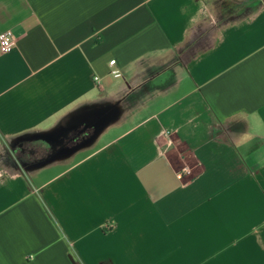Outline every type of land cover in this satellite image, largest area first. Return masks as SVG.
Masks as SVG:
<instances>
[{
  "label": "crops",
  "instance_id": "1",
  "mask_svg": "<svg viewBox=\"0 0 264 264\" xmlns=\"http://www.w3.org/2000/svg\"><path fill=\"white\" fill-rule=\"evenodd\" d=\"M5 31L0 264H264V0H0Z\"/></svg>",
  "mask_w": 264,
  "mask_h": 264
},
{
  "label": "flooded vegetation",
  "instance_id": "2",
  "mask_svg": "<svg viewBox=\"0 0 264 264\" xmlns=\"http://www.w3.org/2000/svg\"><path fill=\"white\" fill-rule=\"evenodd\" d=\"M96 126V124H92L91 126H89V128H86L84 130H92L94 127ZM86 131H84L83 133L79 132L77 134H75L72 137H64L62 138L61 142H56L54 144H50V147H55V148H65L67 145H70L73 141L75 140H79V139H83L87 136V134H85ZM18 149H19V156H24L28 159L30 157H37L38 155L42 154V151L37 148L34 147L32 145L30 146H25L24 144H19L17 145Z\"/></svg>",
  "mask_w": 264,
  "mask_h": 264
},
{
  "label": "rangeland",
  "instance_id": "3",
  "mask_svg": "<svg viewBox=\"0 0 264 264\" xmlns=\"http://www.w3.org/2000/svg\"><path fill=\"white\" fill-rule=\"evenodd\" d=\"M221 15H218V19H225L224 18V14L225 12L220 13ZM211 29H214V27H212V25H210ZM211 29L208 30H204L203 32H201V34H199V36H201V41L197 42V44H203L206 41V34L210 33ZM82 140H75L71 145H69V147L75 146L77 144H79ZM38 144H42V145H46L45 142L40 141L38 142ZM47 146V145H46ZM45 146V147H46ZM53 149H55V147H53ZM48 152H44V154H46ZM3 154V161H7V164L9 165V167L12 168H16L17 167V163L16 160L20 159V161H22L23 163H26V161H29L28 159L23 158L22 156H19V149L16 145H13L9 150H6L5 152L2 153ZM2 156V155H1Z\"/></svg>",
  "mask_w": 264,
  "mask_h": 264
},
{
  "label": "built area",
  "instance_id": "4",
  "mask_svg": "<svg viewBox=\"0 0 264 264\" xmlns=\"http://www.w3.org/2000/svg\"><path fill=\"white\" fill-rule=\"evenodd\" d=\"M14 46H15V38L11 31H5L0 34V52L2 54L10 53L14 49ZM114 63H115L114 61H110L109 64L110 66H113ZM110 74L116 79H120L122 77V74L118 70H112L110 71ZM95 80L96 83L99 82L97 79Z\"/></svg>",
  "mask_w": 264,
  "mask_h": 264
},
{
  "label": "trees",
  "instance_id": "5",
  "mask_svg": "<svg viewBox=\"0 0 264 264\" xmlns=\"http://www.w3.org/2000/svg\"><path fill=\"white\" fill-rule=\"evenodd\" d=\"M40 141H42V140H40V139H33V140L29 141L27 144H24L25 146H30V145H32V146H34V147L39 148V149L42 151V154H41V155H38V156L35 157V158L31 157V159L28 158L29 161L26 162V163H40V162H42V161L48 159V157H49V155H50L51 153L49 152V154H48V153L44 154L45 149L47 148V147H45V146L47 145V143L45 142L46 145L38 144V142H40ZM43 142H44V141H43ZM50 148L52 149L51 152L54 151L53 147H50ZM22 157H23V156H22ZM25 159H27V158H25ZM20 160H21V158L17 160L18 163H23V162L20 161Z\"/></svg>",
  "mask_w": 264,
  "mask_h": 264
},
{
  "label": "water",
  "instance_id": "6",
  "mask_svg": "<svg viewBox=\"0 0 264 264\" xmlns=\"http://www.w3.org/2000/svg\"><path fill=\"white\" fill-rule=\"evenodd\" d=\"M93 120H95V118H89V119L87 120V122H86L87 124H85V127H86V128H89V126L92 125L91 122H92ZM98 128H99V124H97V125L95 126V129H96V130H98ZM58 142H61V140L58 141Z\"/></svg>",
  "mask_w": 264,
  "mask_h": 264
}]
</instances>
